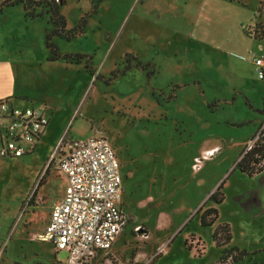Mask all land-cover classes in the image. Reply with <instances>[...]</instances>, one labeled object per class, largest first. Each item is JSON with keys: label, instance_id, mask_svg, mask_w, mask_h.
Returning <instances> with one entry per match:
<instances>
[{"label": "rangeland", "instance_id": "1", "mask_svg": "<svg viewBox=\"0 0 264 264\" xmlns=\"http://www.w3.org/2000/svg\"><path fill=\"white\" fill-rule=\"evenodd\" d=\"M94 1L32 0L34 17L22 3L0 10V58L38 65L52 77L27 82L25 95L12 94L14 104H45L53 124L30 154L0 158V264H66L65 251L38 239L63 184L44 165L59 138L93 134L111 143L121 164L124 212L149 232L141 240L132 225L125 227L109 250L112 264H129L138 247L151 254L167 239V225L201 212L222 180L219 223L229 224L234 246L252 253L236 264H255L254 250L264 247V169L243 175L236 161L263 121L264 79L251 62L264 58V0H100L93 12ZM51 6L68 30L85 19L70 41L51 37L59 52L90 57L67 64V71L66 63L48 60ZM202 141L214 152L193 174L184 158L197 155ZM159 222L165 227L156 228ZM188 227L206 242L198 263H215L224 246L212 245L197 217ZM186 232L174 235L176 250Z\"/></svg>", "mask_w": 264, "mask_h": 264}, {"label": "built area", "instance_id": "2", "mask_svg": "<svg viewBox=\"0 0 264 264\" xmlns=\"http://www.w3.org/2000/svg\"><path fill=\"white\" fill-rule=\"evenodd\" d=\"M253 64L257 78L264 79V58L254 59ZM262 114L256 136L238 158L252 153L249 167L255 171L264 169ZM48 123L43 106H16L10 98L0 99V158H17L33 152ZM212 152L205 150L194 157L191 169L196 172L201 161ZM48 165L61 178L63 192L51 208L38 239L50 241L57 252L65 251L66 264H112L109 250L131 222L123 210V176L113 146L97 134L86 139H61ZM131 233L141 240L149 238L142 224L133 225ZM188 244L196 254L202 255L205 245L200 238L192 236ZM230 261L229 257L226 263Z\"/></svg>", "mask_w": 264, "mask_h": 264}, {"label": "crops", "instance_id": "3", "mask_svg": "<svg viewBox=\"0 0 264 264\" xmlns=\"http://www.w3.org/2000/svg\"><path fill=\"white\" fill-rule=\"evenodd\" d=\"M4 35L5 34H3V42L6 41L4 39ZM54 61H60L62 63H66V64H62V66L64 67V70L65 71L68 70V66L69 65H67V64H72V63L63 62L61 60H54ZM14 64H16L15 65V68H14ZM251 66L254 67L253 60L251 62ZM47 76L48 75H46L42 71V69L40 68V66H38V65H35V64H26L25 65L24 63H21L20 64V63H18V61L16 60V58L13 59V57L12 58H9L8 57L6 59L0 58V85H2L3 88L5 87L4 89H1V86H0V99H2V98H10L11 99V102L14 104V99L12 98V94L13 93L14 94L25 95L24 94V92H25L24 90H25V85H26L27 82L28 83H30V82H32V83L38 82L39 83V82H41L43 80H49V81H51L52 80V77L49 78ZM3 80H4V82L1 84V82ZM185 81H188V80H185ZM187 83L188 82H182V84H185V85H187ZM19 85H20V87H17V89H15V87L16 86H19ZM72 85H73L72 83H68V87H67L66 91L71 92L72 91ZM19 89H20V91H19ZM53 102L54 101L49 102V103L51 104ZM28 105H32V104H28ZM28 105H21V106H28ZM43 105H44V108H45V112H46V114H47V116L49 118V123L46 126V128L44 129L43 134L41 135L40 140L38 141V143L41 142V140L43 139V137L45 136V134L47 135V134L53 132V124H50V116L48 115V112L46 111L47 108L45 107V104H43ZM56 113H58V112L56 111ZM50 114H51V112H50ZM53 115L51 114V116H53ZM61 139H63V137L62 138H59V140H58V142H57V144H56V146L54 148V151H55V149H56V147H57V145H58V143L60 142ZM38 143L36 144L35 148H37ZM194 145L195 144H193V146ZM207 148L208 147L205 146V141H202L195 148V152L197 153V155H192V158L191 159L189 157H186V159L184 158V162L186 164L187 163H190V170L192 171L193 174H195V171H193L191 169V165H192V162H193V158L194 157H197L198 155H200L201 152L202 151H205ZM54 151L52 152V154L54 153ZM190 153H192V152H190ZM52 154L50 156H52ZM49 159L47 160V164L44 165L45 171H47L48 168L50 167L48 165ZM44 168L42 169V171L44 170ZM42 171L39 174H41ZM224 172L225 171H222L219 175L224 174ZM241 173L243 175H245V173L240 172V174ZM62 192H63V184L61 185V194H60L59 199L62 196ZM123 193H124V191H123ZM209 194H208V196H209ZM219 205L212 206V202H209V205L207 207H204V209L209 208V207H216V208L218 207L219 208ZM203 206L204 205H202V207ZM195 217L198 218V222H199L200 221V212H198L196 214H193V215H192V212H189L188 216H185L183 218L184 220H182L181 222H179L177 225H174L173 226L171 223H169L167 225V227H166L167 230L166 231H163L165 233V236H168L167 239L165 241H163L162 238L159 239L158 240V243L156 244L155 249L153 248L154 251L151 254L150 253H145L142 250V248H140V247L134 249L131 252V255H132L131 260L132 261L129 262V264H134L135 262H138L139 264H199L198 263V260L201 259V255L196 254L195 251L192 250V249L191 250H188L186 248V245H185V241H187V238L189 237V235L196 236V237L200 238L204 243H206L203 240V238L201 237V235L195 233L193 231V229H191V228L188 227V225L190 224V221L193 220ZM219 219H220V217H219V210H218V218L216 219L215 223L212 226H201L200 225V222H199V228H203V227L209 228L210 229V233L212 235L215 227L218 224L225 223V222L219 223ZM165 224H166L165 222H159V223L156 224V226H157L156 228H161V227L163 228V226L165 227ZM129 225H132V219H131V222H130ZM133 225H135V224H133ZM185 229L187 230V232L183 236V243H182L183 245H182V248L180 249V251L178 249L176 250L175 249V245H174V241H175L176 236H174V235L184 232ZM263 241H264V237H263ZM211 243H212V245H215L214 242H213V240H212V237H211ZM231 247H237V246H234L233 243H232V241L230 240L229 243H227L226 245H224V247H221L220 248V254H221V251L223 249H229ZM156 252H159L158 258L155 261L150 260V257L154 253H156ZM254 252L255 253H254V255H252V257L250 258V260H255V264H257L258 261H260L259 263L264 264V247H262L261 249H256V250H254ZM234 264H236V263H234Z\"/></svg>", "mask_w": 264, "mask_h": 264}, {"label": "trees", "instance_id": "4", "mask_svg": "<svg viewBox=\"0 0 264 264\" xmlns=\"http://www.w3.org/2000/svg\"><path fill=\"white\" fill-rule=\"evenodd\" d=\"M49 1L54 3L52 0H49ZM31 2H32V0H3L0 4V10L2 7L13 6L15 4L22 3L24 10L27 12V15L34 17V15L32 13H30L31 12V11H29L30 8L27 5L28 3H31ZM99 2H100V0H95L93 2V7H92L93 12H96V9L98 7ZM54 4H56V3H54ZM58 4H59V6L64 5L65 0H60V2ZM49 9H50V13H51V20L54 23V29L49 34L46 35V42H45L46 47L49 48V50L51 52V57L48 60H52V61L61 60L63 62H67V63H80V60L83 58H87L90 60V57L85 55V54L61 53L58 51V48L51 42V37L53 35L60 36L62 39L66 40V41H70L78 33H82L84 30V27H85V19L83 18L81 20L80 24L77 25L78 29L72 28V29L68 30L66 28L65 19L63 18L62 15H59L57 13L58 7L51 6V7H49ZM149 66H150V63H147L143 66V69H147ZM85 67L88 68L87 62L85 63ZM128 69H129V65H128V61H127V65H126L125 69L122 71V73H124V71L128 70ZM152 74H153V71H149L147 73V76L150 77ZM108 80L109 79H107L106 81H108ZM214 104L215 103H211V104L208 103V106H212ZM258 112H260V113L264 112V100H263V108L261 110H258ZM251 158H252V153H249V154L245 155V157H243L241 160L236 161V167L238 168V170L240 172L247 174L248 176H252V175L259 173L263 170V168H261V169H257L255 171L254 168L249 167V162H250ZM224 181L225 180H222L218 184L216 189L214 191H212L208 196V200L213 202L215 205L221 204L225 199V196L222 192ZM198 212H200V209L198 210ZM217 217H218V209L216 207L206 208L200 212V221H199L200 225L201 226H212L215 223ZM211 237H212V240H213L216 247L226 245L231 240L230 226L227 223L218 224L215 227ZM185 245H186V248L188 250H191L187 241H185ZM250 254H252V253H248L245 250H239L237 247H231L229 249H223L221 251V254H220L218 260L212 264H234L238 261L243 260L245 257H248ZM158 256H159V254L155 255L152 258V261H155L158 258ZM229 257L231 258V261L229 263H226V260Z\"/></svg>", "mask_w": 264, "mask_h": 264}, {"label": "flooded vegetation", "instance_id": "5", "mask_svg": "<svg viewBox=\"0 0 264 264\" xmlns=\"http://www.w3.org/2000/svg\"><path fill=\"white\" fill-rule=\"evenodd\" d=\"M119 165H120V170H121V164L119 163Z\"/></svg>", "mask_w": 264, "mask_h": 264}]
</instances>
